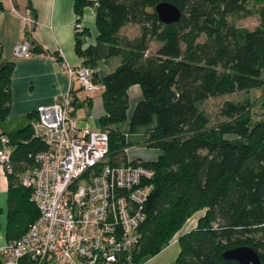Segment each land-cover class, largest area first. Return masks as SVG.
I'll list each match as a JSON object with an SVG mask.
<instances>
[{"label": "trees", "instance_id": "16d2710c", "mask_svg": "<svg viewBox=\"0 0 264 264\" xmlns=\"http://www.w3.org/2000/svg\"><path fill=\"white\" fill-rule=\"evenodd\" d=\"M161 1L180 9L177 22L158 20L154 7ZM12 2L20 8L17 0ZM85 6H93V1L75 0L76 14ZM95 7V42L82 46L87 34L83 29L75 33V49L82 64L93 70V81H101L105 114L98 125L108 129L127 121L129 132L146 126L140 144L160 151L155 160H141L153 171V190L144 205L139 242L124 264H140L173 240L180 243L176 264H234L222 252L238 245L254 247L264 264V99L261 119L254 123L251 101H224L220 115L226 120L213 127L199 109L210 97L263 85L264 0H98ZM3 9L0 2V12ZM250 16L259 19L255 28L235 24ZM129 24L139 28L131 39L121 36ZM151 43L157 44L153 51ZM112 57H119V64L98 79V63ZM13 66L1 63L0 44V121L10 110ZM133 85L139 86L142 97L127 117V92ZM108 130L107 161L135 164L126 154L132 144L125 133ZM20 134L28 141L13 148L12 171L4 168L7 240L22 236L39 214L21 176L34 164L29 153L44 145L32 138L30 125ZM201 210L196 225L179 234ZM20 264L34 263L25 257Z\"/></svg>", "mask_w": 264, "mask_h": 264}, {"label": "built area", "instance_id": "2783aa9c", "mask_svg": "<svg viewBox=\"0 0 264 264\" xmlns=\"http://www.w3.org/2000/svg\"><path fill=\"white\" fill-rule=\"evenodd\" d=\"M91 1L98 5V0ZM14 10L24 25L36 22L31 8ZM83 29L76 14L74 31ZM31 54L28 39L13 46V58ZM61 69L68 75V88L58 101L38 106L31 117L32 138L40 139L44 149L29 153L34 164L21 176L39 214L22 236L0 241V259L2 264H20L25 257L34 264H124L140 239L153 171L141 159L122 165L107 161L109 130L78 127L73 116L74 83L86 98L100 88L93 70L65 59ZM12 150L8 138L0 135V165L9 173Z\"/></svg>", "mask_w": 264, "mask_h": 264}, {"label": "crops", "instance_id": "0c3cea01", "mask_svg": "<svg viewBox=\"0 0 264 264\" xmlns=\"http://www.w3.org/2000/svg\"><path fill=\"white\" fill-rule=\"evenodd\" d=\"M0 2L4 6L0 12L1 63L14 64L9 85L10 110L0 121V133L8 138L10 146L14 148L19 143L28 141L20 132L29 127L36 108L58 101L67 90L68 75L61 69L62 59L67 60L72 66L81 65L83 59L78 56L75 49V0H17L19 9L12 0ZM25 4L30 5L36 21L31 26L24 25L14 10H23ZM95 8L94 5L85 6L80 14L81 23L87 30L86 36L83 35L85 38L82 37L83 47L93 44L97 36ZM24 38L32 40L31 56L13 58V46ZM34 47L36 49L33 50ZM110 60L111 58L100 61L98 71L103 68L107 74L119 64L117 60L109 66ZM99 90L102 92V86ZM128 93L131 113L142 95L137 85L131 86ZM131 97H134L133 102ZM73 102L75 109L86 105L96 112L101 111L100 96L93 94L91 100H87L77 83L73 86ZM126 154L131 160L152 161L158 157L160 151L139 144L128 147ZM7 197L8 178L4 168L0 166V241L7 240Z\"/></svg>", "mask_w": 264, "mask_h": 264}, {"label": "rangeland", "instance_id": "374dc122", "mask_svg": "<svg viewBox=\"0 0 264 264\" xmlns=\"http://www.w3.org/2000/svg\"><path fill=\"white\" fill-rule=\"evenodd\" d=\"M235 24L243 28H246V29H253L259 24V19L257 16L245 17L241 20L236 21ZM138 32H139V28L137 25L129 24L127 25V27L122 28L121 36L131 39L135 37ZM85 36L83 38H85ZM156 46L157 44L151 43L150 51H153L156 48ZM117 60L119 62L120 58L112 57L108 65L110 66L112 63H116ZM104 74H105V70L103 68H100L98 79H102ZM262 80H263V85L258 88H251L249 90L237 91L232 94H224V95H220L216 97H210L207 100L200 103L199 109L207 116L208 121H209L208 123L209 126L210 127L217 126L221 122L226 120L225 117L220 115V108L223 102L226 100H230L234 102L251 101L252 102L251 111L253 113L252 115L253 123L255 121L260 120L262 111H263V105H261V102H263L262 100L264 99V71L262 72ZM97 84H98V87L101 86V81L100 83L98 82ZM94 94L97 96H100V99L102 102L101 91L97 89ZM131 100L133 102L134 97H131ZM128 102H130L129 93H128ZM100 106H101L100 112H96L95 110L90 109L86 105L82 107H77L73 115L77 126L81 128H90L93 130L99 129L98 118L105 114L101 103H100ZM129 107H130V103H129ZM126 115L127 117L130 116V108L127 109ZM145 127L146 126H136L133 132H129L127 121H124L120 124H112V125L107 126V128L111 130L120 129L122 133H125V138L129 141V143L132 144V146H137L141 142H143ZM225 137L229 139H233L236 136L233 134H227L225 135ZM203 214H204V211L201 210V211L196 212L194 215H192V217L189 218V220L186 222L185 226L179 232V234H182L186 232L187 230L193 228L196 225L197 219L201 217ZM179 250H180V243L177 240H173L172 242L168 243L157 254L151 257L143 258L140 261V264H176V258L179 253Z\"/></svg>", "mask_w": 264, "mask_h": 264}, {"label": "water", "instance_id": "95a60500", "mask_svg": "<svg viewBox=\"0 0 264 264\" xmlns=\"http://www.w3.org/2000/svg\"><path fill=\"white\" fill-rule=\"evenodd\" d=\"M157 18L161 23L171 24L180 19V9L169 1H161L154 7ZM224 258L234 260V264H261L258 252L251 245H238L225 249Z\"/></svg>", "mask_w": 264, "mask_h": 264}]
</instances>
